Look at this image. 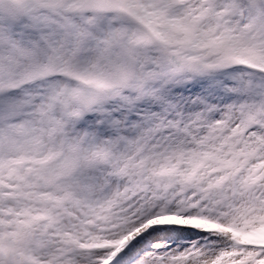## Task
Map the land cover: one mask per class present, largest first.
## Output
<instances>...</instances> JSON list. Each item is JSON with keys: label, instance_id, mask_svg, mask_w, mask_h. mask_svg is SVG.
<instances>
[{"label": "snow or ice", "instance_id": "snow-or-ice-1", "mask_svg": "<svg viewBox=\"0 0 264 264\" xmlns=\"http://www.w3.org/2000/svg\"><path fill=\"white\" fill-rule=\"evenodd\" d=\"M0 264H264V0H0Z\"/></svg>", "mask_w": 264, "mask_h": 264}]
</instances>
